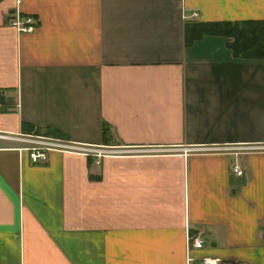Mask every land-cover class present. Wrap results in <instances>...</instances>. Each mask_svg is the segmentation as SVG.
I'll return each mask as SVG.
<instances>
[{
	"label": "crops",
	"instance_id": "1",
	"mask_svg": "<svg viewBox=\"0 0 264 264\" xmlns=\"http://www.w3.org/2000/svg\"><path fill=\"white\" fill-rule=\"evenodd\" d=\"M224 22L264 52V0H0V264H264V149L146 152L264 145L263 52L190 29Z\"/></svg>",
	"mask_w": 264,
	"mask_h": 264
},
{
	"label": "built area",
	"instance_id": "2",
	"mask_svg": "<svg viewBox=\"0 0 264 264\" xmlns=\"http://www.w3.org/2000/svg\"><path fill=\"white\" fill-rule=\"evenodd\" d=\"M196 14H192L191 17H195ZM14 18H17L16 16ZM29 21L25 20L24 22L20 23V31H27L31 30L30 27H22L24 24H28ZM15 24H19L18 20L11 22L12 26ZM3 138H6L10 141H15L19 143L26 144L27 146L22 148L24 152H26V156L28 160L32 163H42L46 161L47 155L51 152H69V153H80L82 155H95V156H102L111 153H137V152H145V150H135L130 149L125 151L124 149H106L103 147H89L85 145H76L72 143L63 142L61 140L53 139V138H46L41 136H24V135H1ZM150 150L146 151L149 154H162L168 153L169 151H178L182 150L184 152H198V153H211L216 154L217 152H252V151H261L264 149V145L256 144H241V145H206V146H199V147H189V148H182V147H156V148H149ZM236 176L241 175V171L237 169V167H233ZM202 245V241L197 238L186 237V247H192L193 249H200ZM186 261L191 262V259ZM195 264H222L217 259H212L208 257H201L196 260Z\"/></svg>",
	"mask_w": 264,
	"mask_h": 264
},
{
	"label": "trees",
	"instance_id": "3",
	"mask_svg": "<svg viewBox=\"0 0 264 264\" xmlns=\"http://www.w3.org/2000/svg\"><path fill=\"white\" fill-rule=\"evenodd\" d=\"M256 25L258 24L251 22H224L208 24L197 23L191 24L190 29L194 32L206 33L209 35L220 34L223 37L232 38L233 43L231 44V46L235 48L237 54L255 58L257 56H260L261 52H263V49L261 47H257L258 38L256 36L255 30H253L254 26ZM251 41H254V43H250ZM243 45H245L246 47H243ZM0 112H6V108L4 107V105L2 106V104H0Z\"/></svg>",
	"mask_w": 264,
	"mask_h": 264
},
{
	"label": "rangeland",
	"instance_id": "4",
	"mask_svg": "<svg viewBox=\"0 0 264 264\" xmlns=\"http://www.w3.org/2000/svg\"><path fill=\"white\" fill-rule=\"evenodd\" d=\"M243 47H246L245 45H243ZM206 146V145H205ZM190 152V151H189ZM218 154H225L226 152H217ZM230 153V152H227Z\"/></svg>",
	"mask_w": 264,
	"mask_h": 264
},
{
	"label": "bare ground",
	"instance_id": "5",
	"mask_svg": "<svg viewBox=\"0 0 264 264\" xmlns=\"http://www.w3.org/2000/svg\"><path fill=\"white\" fill-rule=\"evenodd\" d=\"M19 19V18H18Z\"/></svg>",
	"mask_w": 264,
	"mask_h": 264
}]
</instances>
